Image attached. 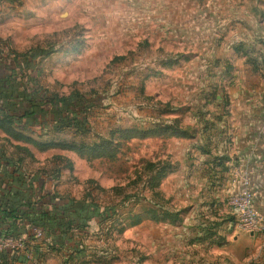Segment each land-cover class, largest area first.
Returning <instances> with one entry per match:
<instances>
[{
    "label": "rangeland",
    "instance_id": "1",
    "mask_svg": "<svg viewBox=\"0 0 264 264\" xmlns=\"http://www.w3.org/2000/svg\"><path fill=\"white\" fill-rule=\"evenodd\" d=\"M258 27L264 0L0 1V62L50 51L36 83L90 104L84 133L57 131L53 121L0 128V153L40 175L37 186L47 180L58 197L100 208L102 222L73 236L80 254L71 261L264 264V234L229 229L231 193L204 187L213 175L202 153L214 157L216 147L194 145L230 116L234 91L264 90V37L251 34ZM227 47L263 64L236 65ZM153 210L171 217L154 220Z\"/></svg>",
    "mask_w": 264,
    "mask_h": 264
},
{
    "label": "trees",
    "instance_id": "2",
    "mask_svg": "<svg viewBox=\"0 0 264 264\" xmlns=\"http://www.w3.org/2000/svg\"><path fill=\"white\" fill-rule=\"evenodd\" d=\"M6 1L12 3L17 0ZM50 53L36 48L21 56H6L2 60L5 63L0 62V128L3 127L2 123L20 127L21 131L29 128L43 129L48 124L47 121H53L52 127L57 131H87L86 115L90 104L81 95H49L36 83L37 65ZM5 160L7 163L4 165L6 171L3 179L10 180L18 190L12 192L11 185L0 183L2 236L11 240L25 237V246L28 248V242L35 239L33 230L39 229L53 249H61L72 243L69 246L71 254H80V250L73 243V236L83 231L89 221L98 219V224L102 222L100 208L95 203L60 198L55 193L40 192L34 196L29 195V191L33 190L35 183H39L42 177L28 176L23 169L17 168L16 162L8 158ZM148 213L154 214V220L171 217L170 214L162 216L156 210L147 212L146 215ZM5 250L0 253V264H4ZM69 258L72 259L71 256Z\"/></svg>",
    "mask_w": 264,
    "mask_h": 264
},
{
    "label": "crops",
    "instance_id": "3",
    "mask_svg": "<svg viewBox=\"0 0 264 264\" xmlns=\"http://www.w3.org/2000/svg\"><path fill=\"white\" fill-rule=\"evenodd\" d=\"M241 34L239 33L236 36L235 44L237 45H240L243 41L240 37ZM251 34L254 37L257 36L258 40H262L264 29L258 27L256 30L251 31ZM227 49H230V52L234 55L233 60L236 65H245V63L256 61L257 64H263L260 58L252 57V54L244 56L241 53H235V48L227 47ZM245 72H249L246 71V67L244 71L236 72L239 73L237 74L238 80L242 79V73ZM259 90L261 92L249 88L239 90V93L234 91L228 111L230 116L226 121L215 126L216 132L211 133L207 140H198L194 145L195 149L209 146L216 147L217 150L214 157L208 151L202 153L204 156L201 159L205 163L203 167L206 169L207 174L213 175L212 183L204 184L205 188H223L224 193H234L239 188L238 182L242 178H246L249 180L255 196L254 206L258 212L264 214V105L261 104L260 107L255 105L258 96L263 95L264 98V90ZM246 95L251 97L250 100L245 98ZM243 98L245 99L243 100ZM250 101H252V104ZM213 153L215 152L213 151ZM5 158H8V154L3 156L0 153V183H8V185H11L12 192H14L18 190L16 185L12 184L10 180L3 179V173L6 171L4 165L7 163ZM209 160L212 161L209 162ZM160 171L162 172V170ZM46 181H42L43 188H39L38 183H35L33 190L29 191V195L34 196L40 192L42 194L45 192L53 194V188L49 190ZM228 228L231 229L230 223H228ZM34 238V240L28 242V248L25 246V237L19 238L24 242V247L16 246V243L11 244L3 254L4 264H37V262L45 261V259L46 262L48 261L46 264H101L96 261L98 256H95L94 259L92 254H87L88 256L83 257L81 260L71 261V258H69L71 255L72 259L76 257L74 253L71 254L69 249L72 243L61 249H53L49 242L44 239V236L41 238L34 236Z\"/></svg>",
    "mask_w": 264,
    "mask_h": 264
},
{
    "label": "built area",
    "instance_id": "4",
    "mask_svg": "<svg viewBox=\"0 0 264 264\" xmlns=\"http://www.w3.org/2000/svg\"><path fill=\"white\" fill-rule=\"evenodd\" d=\"M0 56H2L1 47ZM238 183L239 188L237 191L229 194L226 198V204L230 208L233 217L230 223L231 229L251 235L264 234V214L258 212L254 206L255 196L249 180L242 178ZM33 234L37 238L43 236L42 231L39 229H34ZM13 243H16V246L24 247V242L21 239L11 240L3 237L0 232V253Z\"/></svg>",
    "mask_w": 264,
    "mask_h": 264
}]
</instances>
